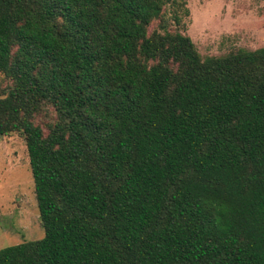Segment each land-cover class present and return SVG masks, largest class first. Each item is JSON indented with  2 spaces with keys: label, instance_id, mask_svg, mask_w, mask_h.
I'll return each mask as SVG.
<instances>
[{
  "label": "trees",
  "instance_id": "obj_1",
  "mask_svg": "<svg viewBox=\"0 0 264 264\" xmlns=\"http://www.w3.org/2000/svg\"><path fill=\"white\" fill-rule=\"evenodd\" d=\"M186 0H0V136L43 237L0 264H264V47L203 57Z\"/></svg>",
  "mask_w": 264,
  "mask_h": 264
},
{
  "label": "rangeland",
  "instance_id": "obj_2",
  "mask_svg": "<svg viewBox=\"0 0 264 264\" xmlns=\"http://www.w3.org/2000/svg\"><path fill=\"white\" fill-rule=\"evenodd\" d=\"M180 27L203 57L264 47V0H186ZM24 137L0 136V249L43 237Z\"/></svg>",
  "mask_w": 264,
  "mask_h": 264
}]
</instances>
